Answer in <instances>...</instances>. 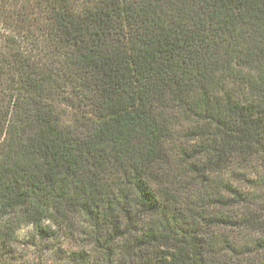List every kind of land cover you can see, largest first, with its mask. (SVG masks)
<instances>
[{
	"label": "trees",
	"instance_id": "1",
	"mask_svg": "<svg viewBox=\"0 0 264 264\" xmlns=\"http://www.w3.org/2000/svg\"><path fill=\"white\" fill-rule=\"evenodd\" d=\"M23 227L264 264V0H0V260Z\"/></svg>",
	"mask_w": 264,
	"mask_h": 264
},
{
	"label": "rangeland",
	"instance_id": "2",
	"mask_svg": "<svg viewBox=\"0 0 264 264\" xmlns=\"http://www.w3.org/2000/svg\"><path fill=\"white\" fill-rule=\"evenodd\" d=\"M74 228L84 230L83 222H78ZM29 231L28 227H23L18 241L0 264H93L96 260L98 252L88 236L74 234L72 238L67 230H61L51 242L42 245L31 241Z\"/></svg>",
	"mask_w": 264,
	"mask_h": 264
}]
</instances>
